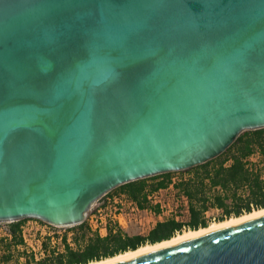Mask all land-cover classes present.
<instances>
[{
	"label": "water",
	"instance_id": "obj_1",
	"mask_svg": "<svg viewBox=\"0 0 264 264\" xmlns=\"http://www.w3.org/2000/svg\"><path fill=\"white\" fill-rule=\"evenodd\" d=\"M263 128L264 0H0V223L80 225ZM115 264H264V215Z\"/></svg>",
	"mask_w": 264,
	"mask_h": 264
},
{
	"label": "trees",
	"instance_id": "obj_2",
	"mask_svg": "<svg viewBox=\"0 0 264 264\" xmlns=\"http://www.w3.org/2000/svg\"><path fill=\"white\" fill-rule=\"evenodd\" d=\"M259 156L260 161L252 158ZM217 160V161H216ZM185 171L192 172L191 177L175 183L180 197L188 201L191 230L208 227L205 219L210 209H221L224 216L240 217L243 213L264 208V128L245 131L220 156L204 164ZM172 173L134 181L118 187L141 210L151 208L150 195L170 187ZM160 178L152 185L148 179ZM115 189V190H117ZM114 191V190H113ZM111 193V192H110ZM155 211L160 212V206ZM26 220L9 223L8 232L0 236V264H88L130 250H137L147 244H156L172 239L183 233V223L176 219L158 222L147 236L125 234L121 229L114 232L109 229L106 236L94 234L88 236L85 222L77 225L79 232L74 237L77 244L86 239L83 246L74 249L68 244L67 236L62 238L64 251L50 249V239L43 242L45 256L37 258L28 251V244L23 234L22 225ZM225 221L224 217L220 221ZM81 245V244H80ZM21 260L23 262L21 263Z\"/></svg>",
	"mask_w": 264,
	"mask_h": 264
},
{
	"label": "rangeland",
	"instance_id": "obj_3",
	"mask_svg": "<svg viewBox=\"0 0 264 264\" xmlns=\"http://www.w3.org/2000/svg\"><path fill=\"white\" fill-rule=\"evenodd\" d=\"M191 175L192 172L190 171H179V172H173L171 174V180L173 183L170 185L171 186L170 191L168 193H163L162 196H158L157 198L151 199L152 201L151 208L154 211H155L154 208L158 204L157 202H159V200L162 201L163 208H161L159 213H155V212L151 213L150 211H143L139 208L138 209L135 208V210L133 211L132 210L133 206L129 205V202L131 200L127 196H122V197L119 196L118 197L119 202L122 201L125 204L124 208L126 211L125 217L122 218V223L124 225V228H120V229L125 234H128L130 236H134V235L147 236L149 232L155 227V225L160 221L176 219L179 222L187 223L190 218L188 206L185 205L182 197L177 195L176 192L178 191L175 189L174 184L178 183L182 179H188L189 177H191ZM159 180L160 178L148 179L147 183L149 185H152L158 182ZM119 194H122V192L119 189L114 190V195H119ZM159 215H161V218H159ZM205 217L209 225L212 223L220 222L224 217V212L221 209H216V208L210 209L206 213ZM232 217H236V216L233 215ZM227 219L224 218V220ZM22 229L28 244V251L35 252L36 257L38 259L45 256V252L43 249V242L45 241L46 237L40 230V227L32 219H28L23 222ZM8 230H9V223H0V236L5 235L8 232ZM188 230L190 229L187 228L182 232ZM85 242L86 239H80L81 245L77 244L74 238L71 237L70 246L73 247L74 249H79L80 246H83L85 244ZM49 248L60 249L61 251H64V244L62 241H60L56 243L55 246L53 247L52 243H50ZM22 262L23 260H21V263ZM11 264H15V263L12 262Z\"/></svg>",
	"mask_w": 264,
	"mask_h": 264
},
{
	"label": "built area",
	"instance_id": "obj_4",
	"mask_svg": "<svg viewBox=\"0 0 264 264\" xmlns=\"http://www.w3.org/2000/svg\"><path fill=\"white\" fill-rule=\"evenodd\" d=\"M171 189V186L166 189H160L153 194L150 195L149 199L157 198L158 196H162L165 190ZM119 196H126L125 194H119V195H113L112 192L102 197L100 200H98L88 213V216L85 220V225L88 230V236H93L94 234H99L100 236H106L109 232L110 228L114 229V232H116L120 228H124V225L122 223V218L125 217L126 211H125V204L120 201L119 202ZM183 201L186 206H188V201L185 196H183ZM129 205L133 206V211L135 208L138 209L137 205L134 204V202L130 201ZM159 218H161V215H159ZM225 219H227L226 216H224ZM178 219V218H177ZM206 219V217H205ZM39 227L42 233L45 235L46 238L50 239V243H52L53 247L56 243L62 241V238L64 236H67L69 245L71 237H75L77 233L79 232L78 227H58L54 226L45 222H42L40 220L32 219ZM215 220V219H214ZM183 223V230L190 229L187 223ZM77 232H73V230H76ZM65 233V234H64ZM34 250V249H33ZM35 253V252H34ZM36 255V254H35Z\"/></svg>",
	"mask_w": 264,
	"mask_h": 264
},
{
	"label": "bare ground",
	"instance_id": "obj_5",
	"mask_svg": "<svg viewBox=\"0 0 264 264\" xmlns=\"http://www.w3.org/2000/svg\"><path fill=\"white\" fill-rule=\"evenodd\" d=\"M262 215H264V208L259 209V210H254L253 212L248 213V214H244L240 217H232V218H229V219L222 221V222L212 223L206 228H200L197 230H191L190 229L188 231H185L183 233H180V234L174 236L170 240L163 241V242L156 243V244H147V245L139 247L137 250H130V251H127L125 253L118 254L114 257L106 258V259H103L100 261L90 262L88 264H115V263H118L121 261H125V260H129L132 258L139 257L145 253H149V252H152L155 250L163 249L165 247H168V246H171L173 244L182 242V241L189 239L191 237L210 233L212 231L224 228L226 226H229V225H232L235 223H239V222H243V221H247V220H251V219L260 217Z\"/></svg>",
	"mask_w": 264,
	"mask_h": 264
},
{
	"label": "crops",
	"instance_id": "obj_6",
	"mask_svg": "<svg viewBox=\"0 0 264 264\" xmlns=\"http://www.w3.org/2000/svg\"><path fill=\"white\" fill-rule=\"evenodd\" d=\"M252 160L254 161V162H259L260 161V157L259 156H254L253 158H252ZM166 189V188H165ZM170 191V189L169 190H165L164 191V193H168ZM177 193V195H179L178 194V192H176ZM112 194L114 195V191H112ZM183 198V197H182ZM158 204H157V206L159 205L160 206V210H161V208H163V204H162V201L161 200H159V202H157ZM143 211H150L151 213H157L156 211H154L152 208H148V209H144ZM73 232H77V229L76 230H73ZM78 234V233H77Z\"/></svg>",
	"mask_w": 264,
	"mask_h": 264
}]
</instances>
